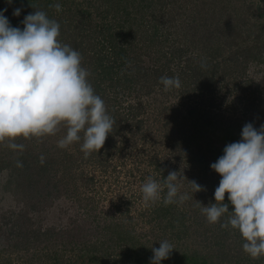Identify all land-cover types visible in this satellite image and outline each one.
Wrapping results in <instances>:
<instances>
[{"label":"rangeland","instance_id":"rangeland-1","mask_svg":"<svg viewBox=\"0 0 264 264\" xmlns=\"http://www.w3.org/2000/svg\"><path fill=\"white\" fill-rule=\"evenodd\" d=\"M208 2L210 3L209 0ZM231 5L233 8L228 6L225 13H229L228 20L233 22L236 28L233 26L217 32L219 34L216 35L221 37L218 39L221 49L213 58H207L206 55L204 58L206 48L202 47L206 45L201 43L204 41L196 38L198 41L195 43L193 37L186 35V30L179 23L190 19L192 10L187 9L182 13L173 9L170 15L173 14L174 19H170L168 23L162 22L167 28L161 35L181 40H176L175 43L170 40L169 44H165L171 47L168 53L174 47V50L178 49L177 47L184 49L183 58L170 59L166 65V68L176 73L173 77H179L181 88L165 92L163 85L157 83L150 92H145L141 99L146 105L147 118L142 126L136 122L138 120H132L128 108H124L129 102L138 101L137 92L122 90L119 94H114V91H111L112 95L106 96L110 101L106 103L108 102L110 107H120L126 119L122 122L124 127L112 137L109 135L98 153L94 152L85 158L80 143L66 149L59 148L58 140L64 135V130L56 136H47L42 140L18 138L16 142L24 144L22 152L0 144V225L8 222L12 213H17L24 207L27 198H24L23 192L30 189L34 203L38 197L32 190L35 192L39 188L52 189L51 182L47 185L43 180L33 185L35 179L44 176L46 181H52L58 173L57 176L62 179L59 198L44 210L32 213L42 227H70L72 220L80 221L86 217L97 222L98 218L102 220L107 213H112L115 204H120L127 198L134 219L127 218L126 222L120 223L133 228L136 235H150L152 245L161 241L160 234L151 232L150 224L146 222L147 217L140 215L137 210H143L145 207L137 195L141 191V185L148 177L160 183L152 161L158 162L167 175L170 171H177L186 177L187 179L181 182V188L193 189L189 181H195L211 190V186L219 183L221 179L210 167L216 161L215 157L217 158L216 148H224L227 144L240 140L241 130L246 123H253L257 129L264 124V0H233ZM201 8L200 5L197 11ZM215 8L222 11L219 5ZM2 9H11L8 0H0V11ZM200 26L201 34L205 33V36L215 39L212 36L215 32L213 27L205 24H199L198 27ZM196 31L199 33L201 30L197 28ZM256 39H259L258 47H254ZM146 60L148 64L152 62L148 58ZM190 60L192 66L206 61L207 67H201L197 76H189L188 74L192 73L186 71L181 77L180 71L190 66ZM150 72L151 80L162 74L154 70ZM192 109L194 114L199 115L195 116L199 119L196 121L198 124L210 125L205 127L204 138L193 136L195 122L188 117L194 115L188 113ZM23 154H31V160L43 155L45 161L53 160V166L51 168V164L48 165L49 173L42 174L39 172L41 162L40 165L37 162H27V166L17 168L24 169V175L30 174L26 181L20 184L17 170L1 166L6 162L10 163L13 157ZM32 174L35 177L31 178ZM50 175L52 176L49 177ZM197 201L202 200L195 198L191 203L198 204ZM189 203L184 202L182 205L187 206ZM92 204L94 211L88 212ZM3 236L0 233V248L7 242ZM226 248L229 250L232 247ZM5 250L0 254V264H23L27 256H31L23 250Z\"/></svg>","mask_w":264,"mask_h":264},{"label":"trees","instance_id":"trees-1","mask_svg":"<svg viewBox=\"0 0 264 264\" xmlns=\"http://www.w3.org/2000/svg\"><path fill=\"white\" fill-rule=\"evenodd\" d=\"M209 1L210 3L208 0H13L10 4L11 9L4 14H8L6 17L13 27L21 29L23 18L35 9L45 11L50 19L60 23V41L71 45L81 53L82 65L91 73L90 82L96 93L105 101L109 114L116 121L112 133L109 134L112 137L120 131L121 127H124L122 122L126 117L120 107L116 105L110 107V104L106 103L110 101V98L106 96L112 95L111 91H114V94H119L122 90L137 92L138 101L129 102V105L124 108H128L131 119L138 120L136 122L142 126L147 118L142 95L150 92L155 84H161L162 76L176 75L171 69L166 68V65L170 59L183 58L184 49L177 47L178 49L174 50L176 48L174 47L172 48L174 51L168 53L171 47L165 44H169L170 40L174 41L172 43L181 40L177 37L169 39L161 35L167 28L162 22L168 23L170 19H174V15H170L174 8L182 13L187 9L192 10L190 19H184L185 21L179 23L186 30V35L190 34L193 37L192 40L195 43L198 41L196 38L204 41L201 42L206 45L202 47L206 48L204 58L205 55L207 58H213L219 54L221 43L218 39L221 37L216 35L219 34L217 32L236 26L228 20L229 13H225L228 6L233 8L231 5L233 0ZM57 2L62 5V10L59 12L51 7ZM200 5L202 8L197 11ZM217 5L222 11H217L215 8ZM16 8L22 9L18 17L13 16ZM199 24L213 27L215 32L212 36L215 39L205 36V33L201 34L202 26L198 27ZM197 28L201 30L199 33L196 31ZM257 36L258 33L255 37ZM258 42L259 39H256L254 47H258ZM146 58L153 64L152 62L148 64ZM188 63L190 66L180 71L179 75L182 77L186 71L192 73L188 74L189 76L199 75L201 63L194 66H192V60ZM151 70L162 72V74L151 80L149 79ZM144 79L148 81L143 82ZM193 112V109L188 111L191 114ZM195 116L199 117L197 113L188 115L195 122L193 136L204 138L205 127L210 125L198 124L196 121L199 119ZM222 149H224L223 146L216 148L215 160L220 157L219 154L223 155ZM27 155L13 157L10 163L6 162L1 166V168L17 170L16 175H20L18 178L20 184L25 182L30 174L24 175V169H17L18 160L22 162L23 167L27 166V162H37L40 165V156L31 160V154ZM50 161H44L40 165V173H49L48 165L51 164V168L53 166V160ZM152 163L157 170L156 177L163 185L167 174L158 162L152 161ZM57 175L58 173L54 175L52 181L49 179L46 181L44 176L32 179L33 185L43 180L47 185L51 182L53 187L44 190L39 188L35 192L32 190V193H36L38 197L34 203L30 189L23 192L24 198L25 196L27 198L24 207L21 211L15 212L16 214L12 213L8 222L0 225L1 236L4 235L3 239L7 241L0 248V254L5 252V249L23 250L27 255H31L27 256L23 264H150L153 256L151 248H159V242L168 240L174 246V250L170 257L162 260L160 264H264V257L254 260L243 251L244 241L238 231L221 228L220 224L227 219V214L221 218L220 223L209 224L201 213V207L191 203V200L195 198L202 200L200 203L203 206L215 203L214 192L219 183L211 186V190L206 189L196 193H193L190 187L180 188L181 193L187 192L190 197L185 201L190 202L187 206L186 204L165 206L161 199L154 205L145 206L143 210L137 209L140 215L147 217L146 222L150 224L151 232L160 234L159 238L162 240L152 245L150 235L146 233L136 235L133 228L120 223L126 222L127 218L134 219L132 207L127 198H124L120 204H115L114 211L107 213L102 220L98 218L97 222L86 217L80 221L72 220L70 227H42L32 213L44 210L54 203L56 198H59L62 179ZM32 176L34 175L32 174L31 178ZM137 195L142 200L141 191ZM225 203H228L227 193ZM232 209L233 206L229 204V211ZM87 211L93 212L94 204ZM226 247L232 248L228 250Z\"/></svg>","mask_w":264,"mask_h":264},{"label":"clouds","instance_id":"clouds-1","mask_svg":"<svg viewBox=\"0 0 264 264\" xmlns=\"http://www.w3.org/2000/svg\"><path fill=\"white\" fill-rule=\"evenodd\" d=\"M51 7L62 10L58 2ZM6 11H0V144L22 152L24 144L17 143L18 138L42 140L64 130L59 148L80 143L85 158L98 153L116 121L90 82L91 73L82 65L81 53L60 41L61 25L45 11L35 9L27 14L21 21L22 29L10 24ZM21 11L14 9L13 16H20ZM201 67H207L206 61ZM160 83L165 92L181 88L178 76H162ZM240 137L227 144L223 155L210 165L221 177L214 192L215 203H197L209 224L220 223L227 214L221 228L238 231L243 251L256 260L264 257V124L257 129L246 123ZM44 161L41 155V164ZM17 167H23L19 160ZM185 178L170 171L162 185L148 177L141 185L145 206L161 199L165 206L182 205L190 198L187 192H180ZM189 183L193 193L206 191L195 181ZM159 244V248H151L150 264H160L174 250L168 240Z\"/></svg>","mask_w":264,"mask_h":264}]
</instances>
